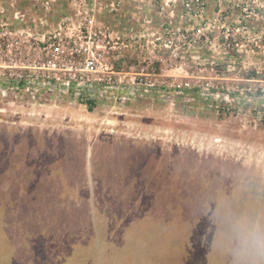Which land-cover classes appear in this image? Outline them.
I'll list each match as a JSON object with an SVG mask.
<instances>
[{"label": "rangeland", "instance_id": "obj_1", "mask_svg": "<svg viewBox=\"0 0 264 264\" xmlns=\"http://www.w3.org/2000/svg\"><path fill=\"white\" fill-rule=\"evenodd\" d=\"M255 229L264 0H0V264H264Z\"/></svg>", "mask_w": 264, "mask_h": 264}, {"label": "built area", "instance_id": "obj_2", "mask_svg": "<svg viewBox=\"0 0 264 264\" xmlns=\"http://www.w3.org/2000/svg\"><path fill=\"white\" fill-rule=\"evenodd\" d=\"M101 53L89 54L82 60L80 70L84 74H93L96 72L107 74V80H110L109 74H111L112 68L107 66L106 63H102L100 57ZM96 55V56H95ZM61 65V66H60ZM64 64H57L54 61H48V68L51 70H61ZM68 85V84H67Z\"/></svg>", "mask_w": 264, "mask_h": 264}, {"label": "clouds", "instance_id": "obj_3", "mask_svg": "<svg viewBox=\"0 0 264 264\" xmlns=\"http://www.w3.org/2000/svg\"><path fill=\"white\" fill-rule=\"evenodd\" d=\"M239 240L242 245V252L249 256L264 255V231L258 229L247 232L241 231ZM252 264L255 262L253 261Z\"/></svg>", "mask_w": 264, "mask_h": 264}, {"label": "trees", "instance_id": "obj_4", "mask_svg": "<svg viewBox=\"0 0 264 264\" xmlns=\"http://www.w3.org/2000/svg\"><path fill=\"white\" fill-rule=\"evenodd\" d=\"M154 239H155V237H154ZM157 239V238H156ZM156 251V250H155ZM211 260H213L212 258H211Z\"/></svg>", "mask_w": 264, "mask_h": 264}]
</instances>
